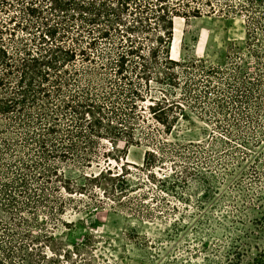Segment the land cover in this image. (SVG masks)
Returning <instances> with one entry per match:
<instances>
[{
  "label": "trees",
  "instance_id": "trees-1",
  "mask_svg": "<svg viewBox=\"0 0 264 264\" xmlns=\"http://www.w3.org/2000/svg\"><path fill=\"white\" fill-rule=\"evenodd\" d=\"M236 14L250 46L264 0H0V264H56L54 239L34 231H44L40 214L63 215L61 190L84 195L103 180L108 196L129 192L122 173L82 171L78 184L66 170L155 143L184 109L221 118L229 136L241 131L242 106L261 84L241 55L221 66L170 53L176 18Z\"/></svg>",
  "mask_w": 264,
  "mask_h": 264
},
{
  "label": "rangeland",
  "instance_id": "rangeland-1",
  "mask_svg": "<svg viewBox=\"0 0 264 264\" xmlns=\"http://www.w3.org/2000/svg\"><path fill=\"white\" fill-rule=\"evenodd\" d=\"M246 30L240 14L174 20L170 46L174 60L202 59L222 66L226 55L237 53L250 79L260 78L253 99L242 106L246 117L241 131L233 130L229 136L217 128L224 125L221 118L201 119L184 109L185 117L169 135L157 134L155 143L129 146L125 153L113 155L116 160L96 159L81 172L66 170L78 184L84 182L77 179L82 171L122 173L130 187L119 199L104 194L109 183L103 180L84 195L57 193L65 201L63 215L49 221L40 214L44 231H34L54 239L56 264L262 262L264 26L255 29L250 46ZM253 51L259 52L258 61ZM102 146L111 150L105 141ZM123 146L119 142V149ZM152 150L154 163L146 168L145 152Z\"/></svg>",
  "mask_w": 264,
  "mask_h": 264
}]
</instances>
